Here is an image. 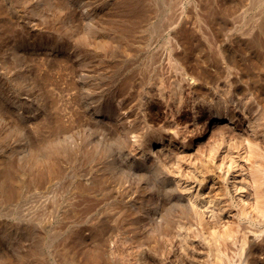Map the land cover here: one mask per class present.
<instances>
[{
  "label": "rangeland",
  "instance_id": "1",
  "mask_svg": "<svg viewBox=\"0 0 264 264\" xmlns=\"http://www.w3.org/2000/svg\"><path fill=\"white\" fill-rule=\"evenodd\" d=\"M144 1V4L147 6L152 4V7L149 6L151 11L148 19L146 17L139 22V19L134 21L127 15L128 6L126 8L124 0L123 2L120 0L119 4V0H0V167L9 165L16 173V193L12 197L7 196L0 184V264H110L107 261L111 260L108 258L110 251L106 252L108 247L104 253V258L108 256L106 261L99 263L97 260L94 263L92 259L95 257L94 254L98 256L96 251L97 246L99 248L98 241H106L107 244L112 242L114 236L120 238L117 240V249L120 248L117 250L118 255L120 254L119 260L117 259L114 264L121 263V256H124L121 264L202 262L198 255L182 257L188 255L181 252L176 245L168 247L169 250L165 249L167 250L166 252L164 250L165 254L161 253L165 261L160 253L141 250L142 255H139L140 251L131 247V241L128 238L126 240L122 234L127 227L124 224L126 225L127 218H130V215L126 217L124 214L128 213L132 204L137 206L138 202L142 203V199L134 197L136 191L126 194L120 185L122 183L128 185L134 180L136 182L139 176H135L132 169H144L147 164L129 163L128 166L126 161L127 166L118 167L121 173L116 170V175L107 174V177H104L102 175L104 169L98 171L96 168L100 165H96L95 161L81 160L82 151L89 147L84 135L88 129L92 130L91 126L95 120L97 123L101 121L103 125L113 126L115 123L113 109L130 112L131 108L127 102L131 96L129 93L135 90L136 80L141 79L142 73H139L143 69L145 71L148 69L147 61L152 53L163 52L164 59L158 68L161 72L164 70L167 73L165 62L167 48L159 44L161 45L162 39L166 38L168 30L165 26L171 21L179 23L177 27L180 30L188 27L189 31H193L190 34L194 35L193 40L190 39L192 47L188 48L186 54L191 57L189 63L191 67L193 65L194 71L202 69L204 73L207 71L212 74L217 72L216 69L219 72L224 71V61L218 58L216 53V45L221 42L239 58L237 59L239 66L246 73L245 83L255 82L264 87V0ZM120 5V10L116 9V6ZM125 12L127 16H124ZM120 19L124 21L121 22ZM131 21L134 22L132 25ZM201 23L214 27L213 34L210 32L207 34L205 28L199 30ZM130 25L133 28L138 27L128 32ZM185 25L186 27H182ZM161 26L162 32L159 30ZM200 26L202 27V24ZM178 30L176 32L181 35L182 31ZM126 32L128 34L133 32L130 36L135 37L130 40ZM213 35L216 44L212 45L216 47L208 45L209 41L206 40ZM154 42L155 47H152ZM130 44L132 46H129ZM199 44L202 48H196ZM156 45L159 47L157 50ZM211 47L216 50H210ZM194 52L197 54L194 55ZM195 56H198L196 57L199 59L198 62L194 59ZM200 66L202 68H199ZM159 71L158 74L161 73ZM129 72L131 76L128 75ZM165 72L161 74L164 76ZM128 79L130 83L125 84ZM241 82L240 86L243 83ZM124 84L126 86L123 90L127 92L120 90ZM118 99L123 101L117 103ZM185 103L180 105L181 109L175 106L177 118L174 116L172 118L174 120L170 118L172 116H168V112L164 114V109L157 104L152 102L146 104L142 113L147 116H141V113L139 119H133L130 123L134 126L133 135L136 133V137L138 134L144 136L154 125L153 128H157L156 125L159 123L161 125V118L164 122L162 116L165 115L167 121L179 125L181 131L185 130L184 133L190 135L194 128L188 123L192 117L191 110H188L191 103L189 102L188 106ZM105 105H110V114L98 110ZM257 107L258 105L253 109ZM132 108L135 109V106ZM199 109L195 112H198L196 117L199 127L202 128L201 121L204 119ZM136 110L141 111L137 108ZM176 110L181 111L176 113ZM182 117H185L184 122ZM56 122H60L61 126ZM45 124L47 127H55L54 130L56 126L61 127L53 136L59 143L64 144V154L68 156L58 154L59 161L56 165L59 166V176L55 175L51 183L46 182V178L41 175L45 169L43 143L51 130L47 129ZM183 124L185 126H182ZM170 125L167 127L175 129L174 124ZM169 161L170 158L164 163L168 169L175 165L174 159L171 161L172 164ZM98 177L100 185L94 186V181ZM117 181L121 184L118 185ZM78 185L84 187V189L81 187L79 193L76 192ZM151 199L155 197L152 195ZM115 230L120 235L114 233ZM121 241L123 245L120 244ZM127 244H130L131 248ZM142 257H145V260ZM130 258L134 259V262Z\"/></svg>",
  "mask_w": 264,
  "mask_h": 264
},
{
  "label": "bare ground",
  "instance_id": "2",
  "mask_svg": "<svg viewBox=\"0 0 264 264\" xmlns=\"http://www.w3.org/2000/svg\"><path fill=\"white\" fill-rule=\"evenodd\" d=\"M143 1L124 0V3L127 4L126 8L128 6L127 15H130L134 21L139 19L140 22V19L149 17V12L151 11L149 6L152 4L147 6V4H144L145 1ZM119 3H121L120 0ZM119 8H121V5L120 7L116 6V9ZM124 14V16H127L126 12ZM130 17L128 16V18ZM167 24L169 25L165 26L168 30L166 38L162 39L161 45L158 43L159 46L163 45L167 48L165 58L167 73L162 68L163 72H161L158 68L159 66L161 67V62L164 59L162 56L163 52H157L158 54L154 52L155 54L148 55V69L146 71L143 69L144 72H142L143 70L140 68L142 71L139 74L142 73V77L136 80V82L140 81L135 82L136 88L133 86L135 90L133 88L134 91L129 93L131 96H129L130 98L128 97L127 102L131 108L130 112L125 113L120 112V109H113L116 123H113V126L103 125L100 120V122L98 121L99 123L96 120L94 122L91 121V123H94L91 126L92 130L88 129L84 135L89 147L82 151L81 160L95 161L96 165H100L96 168L98 171L106 170L102 171L104 177H107V174L116 175V170L119 171L120 167L129 166V163L147 164L144 169H132L134 175L139 176L136 182L134 180L128 185L119 183L121 184L120 186H123L126 194L136 191L134 197L142 199V203L139 204L138 202L139 205L137 204V206L132 204V208H129L128 213L124 214L126 217L130 215V218H127L126 225L124 224L127 227L122 231L126 240L128 238L131 241V247L133 246L136 248L135 250L140 251L141 254L139 255H142L141 250H151L161 254L171 245H176L182 250H179V253L181 251L188 255L182 257L200 256L202 258L200 264H264V87L255 82L245 83L246 73L239 66V61L237 60L239 58H236L234 56L235 53L219 40H217L220 44L216 45V53L219 56L218 58H222V61H224V71L219 72L216 69L217 72L213 74L206 70L204 73L202 69L194 71L193 65L191 64V67L189 63L191 57L189 58V55L186 54L191 45L190 39L193 34H190L193 31H189L188 27L180 30L177 27L179 24L177 22L171 21ZM201 24L202 27L200 26ZM201 24L198 27L199 30L205 28L207 34H209L208 32L213 34L214 27L206 23ZM131 25L127 29L129 30L128 32H131L133 28ZM126 26L129 25L126 24ZM182 27H186V25ZM175 28L177 30L179 28L182 31V33L180 32L181 35L176 32L177 30L174 31ZM191 29L193 28L191 27ZM159 30L162 32V26ZM136 31L138 30L136 29ZM132 33L127 34L130 36ZM124 36L126 37V35ZM133 36L129 37L130 40ZM214 38V35L212 38H205L209 41L208 45L216 44V38ZM126 43L128 42L126 41ZM169 44H171L170 47H168ZM129 46L132 45L130 44ZM152 47H155V42ZM200 47L201 45L199 44L196 48ZM128 48L131 47H126V49ZM158 48L156 45V50ZM160 49L164 48L160 47ZM160 49L159 51H161ZM212 49L211 47L210 50ZM196 54L194 52V55ZM196 57L198 56H195L194 59L198 62L199 59L197 60ZM157 68L160 70H158L159 72H165L167 75L158 74V71L156 72ZM199 68H202V66ZM128 75H130V72ZM129 79L125 84L130 83ZM240 81L243 82L241 83L245 87L244 85L243 88L241 87L242 85L240 86ZM125 84L123 87L119 86L120 90L125 88ZM124 92L127 91L125 90ZM198 96L201 97L199 98ZM122 101L118 99L117 103ZM151 102L164 109V114L168 112V116H172L170 117L171 119L175 116V106L180 108L181 104L185 102V105L187 104L188 106L190 102L191 106L188 110H191L190 114H192V117L189 120L187 118V120L194 127L192 128L193 131L189 132L190 135L185 134V130L181 131L182 128L180 130L179 125L167 121L166 115L162 116L164 117V122H162L161 118V125L157 123L158 125L156 126L158 127L153 128L155 127L154 125L146 131L147 133L145 132L144 136L140 135L142 136L140 137L138 134L136 137V133L133 135L134 126H131L130 123L133 119H139V115L143 112V107ZM254 103L255 106L258 105L255 110L253 109L255 107L253 106ZM134 106L135 109H141V111H135L132 108ZM195 108H200L202 111L204 119V121H201L203 122L202 128L199 127V121H197L196 117L198 112H195V110L197 111ZM98 110L104 111L105 114L111 112L110 105H105V107L103 106ZM180 111L176 110V113ZM143 113L141 116L144 115ZM175 117L177 118V116ZM170 118L169 120H171ZM184 118L182 117V121ZM58 124L61 126L60 122ZM170 124H174L175 126L173 125V127L175 129L168 128L167 126ZM184 124L182 126H185ZM48 128L51 130L49 131L50 133L47 132L48 135L43 143L45 169L41 175L46 178V182L51 183L55 175L59 176V166L56 165L57 161H59L58 154L61 153L66 157L68 156L64 154V144L59 143L57 138L53 136L54 132L57 129H61V127L56 126L55 130V127L52 126ZM199 128L201 129L199 130ZM188 135L190 136L189 138ZM169 158L171 161L174 159L175 165H171L172 168L169 167L168 169L164 163ZM126 161H128L127 165ZM171 161H169L170 164H172ZM92 165L94 166V164ZM60 175H62V170H60ZM15 176L16 173L11 166L2 165L0 167V184L8 197H12L16 193ZM94 182V186L100 185V177L96 178ZM91 185L89 186L91 187ZM81 187L83 186H76V192L79 193L82 190ZM152 195L155 199H151ZM112 230L114 229L112 228ZM96 231L98 232V230ZM114 233H116V230ZM127 234L129 237H127ZM119 239L114 236L112 242H108L109 244H106V241L99 240V248L96 244L98 256L94 254L95 257L93 255V261H91L95 263L98 260L100 263V261H106L111 258L114 261L107 260L110 264L111 262H113L112 264L117 262L120 255H118L117 251L120 249H117V240ZM122 241L120 244L122 243L123 245ZM107 247L108 250L106 252L110 251L108 253L110 256H106V258L108 257L106 259L104 258V253ZM135 253L137 252L135 251ZM135 253L134 255H137ZM161 255V258L163 257L165 261L163 254ZM134 257L136 258V256ZM123 258L124 256H121L120 259L123 260ZM132 258L130 259L132 260ZM142 258L144 259L145 257ZM132 261L134 262V259ZM155 261L151 262L156 263ZM161 264L163 263L161 262Z\"/></svg>",
  "mask_w": 264,
  "mask_h": 264
}]
</instances>
